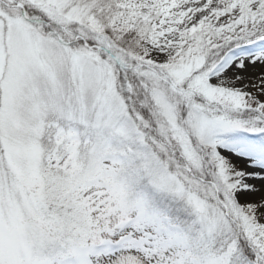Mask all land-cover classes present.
I'll use <instances>...</instances> for the list:
<instances>
[{
  "label": "snow or ice",
  "instance_id": "6c2138e0",
  "mask_svg": "<svg viewBox=\"0 0 264 264\" xmlns=\"http://www.w3.org/2000/svg\"><path fill=\"white\" fill-rule=\"evenodd\" d=\"M0 264H264V0H0Z\"/></svg>",
  "mask_w": 264,
  "mask_h": 264
}]
</instances>
